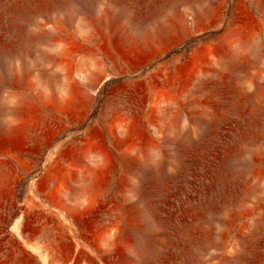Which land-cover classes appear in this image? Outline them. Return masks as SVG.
I'll return each instance as SVG.
<instances>
[{
    "label": "rangeland",
    "instance_id": "1",
    "mask_svg": "<svg viewBox=\"0 0 264 264\" xmlns=\"http://www.w3.org/2000/svg\"><path fill=\"white\" fill-rule=\"evenodd\" d=\"M0 264H264V0H0Z\"/></svg>",
    "mask_w": 264,
    "mask_h": 264
},
{
    "label": "bare ground",
    "instance_id": "2",
    "mask_svg": "<svg viewBox=\"0 0 264 264\" xmlns=\"http://www.w3.org/2000/svg\"><path fill=\"white\" fill-rule=\"evenodd\" d=\"M13 226H14L15 228L17 227L16 222L14 223ZM30 247H31L32 250H34V251H36V252H39V253L41 252V249H40V247H39L37 244H30ZM41 256L45 259L44 254H42Z\"/></svg>",
    "mask_w": 264,
    "mask_h": 264
}]
</instances>
